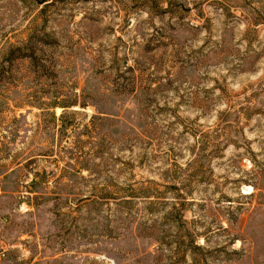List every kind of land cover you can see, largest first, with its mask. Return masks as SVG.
I'll list each match as a JSON object with an SVG mask.
<instances>
[{"label": "rangeland", "instance_id": "rangeland-1", "mask_svg": "<svg viewBox=\"0 0 264 264\" xmlns=\"http://www.w3.org/2000/svg\"><path fill=\"white\" fill-rule=\"evenodd\" d=\"M0 264H264V0H0Z\"/></svg>", "mask_w": 264, "mask_h": 264}]
</instances>
